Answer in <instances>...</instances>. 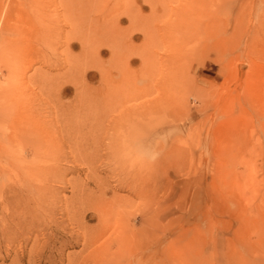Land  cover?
<instances>
[{
    "label": "rangeland",
    "instance_id": "rangeland-1",
    "mask_svg": "<svg viewBox=\"0 0 264 264\" xmlns=\"http://www.w3.org/2000/svg\"><path fill=\"white\" fill-rule=\"evenodd\" d=\"M0 20V264H264V0Z\"/></svg>",
    "mask_w": 264,
    "mask_h": 264
},
{
    "label": "bare ground",
    "instance_id": "bare-ground-1",
    "mask_svg": "<svg viewBox=\"0 0 264 264\" xmlns=\"http://www.w3.org/2000/svg\"><path fill=\"white\" fill-rule=\"evenodd\" d=\"M0 21H1V20H0ZM164 31H165V30H163L162 37H163V36L166 37V35H165L166 32H164ZM146 93H147V91H144V92L141 93V94L143 95V94H146ZM141 94H140V95H141ZM134 95H135V94H134ZM136 96H137V95H136ZM130 97H131V95H130ZM132 97H133V94H132ZM134 97H135V96H134ZM131 99H132V98H131Z\"/></svg>",
    "mask_w": 264,
    "mask_h": 264
}]
</instances>
